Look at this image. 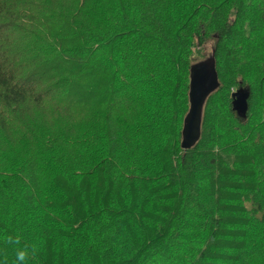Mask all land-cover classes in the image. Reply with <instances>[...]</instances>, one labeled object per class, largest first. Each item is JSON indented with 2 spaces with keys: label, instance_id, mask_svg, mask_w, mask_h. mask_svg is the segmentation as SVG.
<instances>
[{
  "label": "trees",
  "instance_id": "1",
  "mask_svg": "<svg viewBox=\"0 0 264 264\" xmlns=\"http://www.w3.org/2000/svg\"><path fill=\"white\" fill-rule=\"evenodd\" d=\"M16 234L27 264H264V0H0V264Z\"/></svg>",
  "mask_w": 264,
  "mask_h": 264
},
{
  "label": "water",
  "instance_id": "2",
  "mask_svg": "<svg viewBox=\"0 0 264 264\" xmlns=\"http://www.w3.org/2000/svg\"><path fill=\"white\" fill-rule=\"evenodd\" d=\"M202 67L200 72H193L195 65ZM193 65L190 89V109L184 120L182 147L193 146L200 138L203 107L208 95L219 85L218 74L215 70L214 55ZM249 89L240 87L232 93V108L239 117L246 118L249 110Z\"/></svg>",
  "mask_w": 264,
  "mask_h": 264
},
{
  "label": "clouds",
  "instance_id": "3",
  "mask_svg": "<svg viewBox=\"0 0 264 264\" xmlns=\"http://www.w3.org/2000/svg\"><path fill=\"white\" fill-rule=\"evenodd\" d=\"M237 89H233V93H236ZM22 236L16 234L15 236L9 235L5 237L7 244L14 246L15 259L13 264H27V261L34 257L38 251L36 245L22 243Z\"/></svg>",
  "mask_w": 264,
  "mask_h": 264
},
{
  "label": "rangeland",
  "instance_id": "4",
  "mask_svg": "<svg viewBox=\"0 0 264 264\" xmlns=\"http://www.w3.org/2000/svg\"><path fill=\"white\" fill-rule=\"evenodd\" d=\"M210 43L209 44H207V51H205V53H206V55H205V57H208L209 56V54H210V52H211V48H212V46H213V43H214V41H209ZM200 65L201 64H197V65H195V67L193 68V72L194 73H196V72H200L201 71V69H202V67H200ZM227 82V81H226ZM225 90V89H224ZM233 93V92H232ZM220 95V94H219ZM216 101V103H217V106H220L221 105V103H223L222 102V100H219V98H217L216 97V99H215ZM218 110V109H217ZM222 112H224V111H222Z\"/></svg>",
  "mask_w": 264,
  "mask_h": 264
}]
</instances>
